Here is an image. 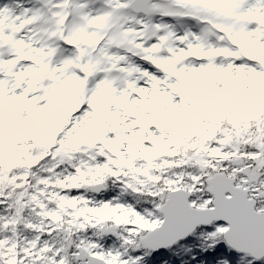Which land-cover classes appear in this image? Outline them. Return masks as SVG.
Masks as SVG:
<instances>
[{"label":"snow or ice","instance_id":"snow-or-ice-1","mask_svg":"<svg viewBox=\"0 0 264 264\" xmlns=\"http://www.w3.org/2000/svg\"><path fill=\"white\" fill-rule=\"evenodd\" d=\"M0 264H264V0H0Z\"/></svg>","mask_w":264,"mask_h":264}]
</instances>
